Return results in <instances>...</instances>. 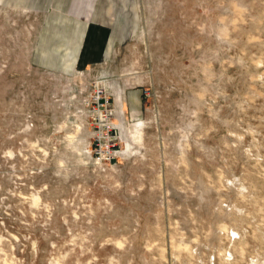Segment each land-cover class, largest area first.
Masks as SVG:
<instances>
[{
  "label": "rangeland",
  "instance_id": "1",
  "mask_svg": "<svg viewBox=\"0 0 264 264\" xmlns=\"http://www.w3.org/2000/svg\"><path fill=\"white\" fill-rule=\"evenodd\" d=\"M101 2L0 0V264H264V0Z\"/></svg>",
  "mask_w": 264,
  "mask_h": 264
},
{
  "label": "crops",
  "instance_id": "2",
  "mask_svg": "<svg viewBox=\"0 0 264 264\" xmlns=\"http://www.w3.org/2000/svg\"><path fill=\"white\" fill-rule=\"evenodd\" d=\"M29 2L30 7L37 10L59 14L56 18H52L47 26L58 31L53 35L54 41L62 38L65 42H69L68 44H75L73 48L75 62L79 61L84 44L89 43L93 34H96L95 43H100L102 40L98 37L100 35L105 37L109 29L113 28L107 23V15L103 14L101 0H34V2L28 0ZM66 36L68 38H65ZM71 58L73 59L72 54Z\"/></svg>",
  "mask_w": 264,
  "mask_h": 264
},
{
  "label": "built area",
  "instance_id": "3",
  "mask_svg": "<svg viewBox=\"0 0 264 264\" xmlns=\"http://www.w3.org/2000/svg\"><path fill=\"white\" fill-rule=\"evenodd\" d=\"M110 132H111V130L109 131V133ZM106 136H107V140H104V142H105L104 146H103V144L101 142L102 141V137H103L102 135L98 136V138L96 140L97 141V143H96L97 148L95 149V152H96V154H98V155H100L102 157L106 156V153H110L111 149H112V147L114 145L111 142L110 134H106Z\"/></svg>",
  "mask_w": 264,
  "mask_h": 264
}]
</instances>
